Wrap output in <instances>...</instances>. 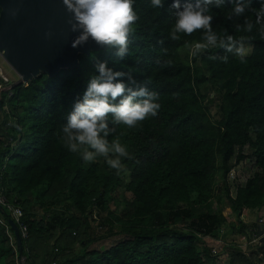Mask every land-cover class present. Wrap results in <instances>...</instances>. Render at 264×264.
<instances>
[{
	"label": "trees",
	"instance_id": "obj_1",
	"mask_svg": "<svg viewBox=\"0 0 264 264\" xmlns=\"http://www.w3.org/2000/svg\"><path fill=\"white\" fill-rule=\"evenodd\" d=\"M262 2L252 0L251 7ZM162 3L155 8L151 0H134L139 19L123 59L115 50L93 51L79 56L76 69L52 78L41 74L0 93V192L20 206L29 230L21 254L10 214L0 212V264H18V254L26 264H220L222 254L213 252L210 241H220L228 208L240 223L233 228L237 234L249 230L259 237L261 225L248 226L242 216L264 208V39L255 28L250 34L235 28L255 16L248 10L226 19L234 0L209 12L218 35L253 37L244 63L220 48L192 57L185 42H203V32L171 40L173 0ZM224 55L227 63L209 59ZM96 60L130 74L136 85L157 93L161 105L156 117L132 129L113 124L109 116L114 128L109 141L119 138L130 157L123 158L127 171L119 176L103 157L85 163L61 141L68 113L90 77L99 75ZM123 82L128 84L127 77ZM7 84L0 78V88ZM249 159L255 172L233 193L229 175ZM121 188L133 199L118 216L110 205ZM42 210L46 214L39 216ZM91 222L107 228L108 237L127 238L92 250L107 237L93 238ZM187 222L190 231L178 228ZM224 251L230 253L229 264H264V243L248 252L232 245Z\"/></svg>",
	"mask_w": 264,
	"mask_h": 264
},
{
	"label": "clouds",
	"instance_id": "obj_2",
	"mask_svg": "<svg viewBox=\"0 0 264 264\" xmlns=\"http://www.w3.org/2000/svg\"><path fill=\"white\" fill-rule=\"evenodd\" d=\"M224 2L196 0L194 4H181L180 0H173L170 8L175 10V23L170 30V39L179 41L182 35L191 36L194 32L202 31L203 42H185L190 56L196 57L208 48H220L244 63L253 37L241 35L236 38L227 31L218 35L212 28L213 16L209 15L211 6L220 8ZM62 3L70 17L67 21L70 31L79 33L71 44L72 48L83 46L91 39L100 47L115 50V55L120 59L128 54L129 37L139 19L133 7L134 0H62ZM251 4L252 0H234V7L226 19L240 18L251 10L255 16L254 22L246 18L243 24H235V28L247 34L255 28L260 38L264 39V2L258 9L252 8ZM151 5L164 7L162 0H151ZM17 11H10V15L15 18ZM0 12H3L2 8ZM46 36H51V33H46ZM6 52V49L0 50V55H6ZM217 58L228 62L227 55L209 57L213 60ZM94 69L99 75L90 77L82 98L74 103L72 111L68 113L67 122L62 127L61 141L69 151L79 153L85 163L103 157L119 176L127 171L122 163L123 158L130 157L119 138L109 141L108 137L114 131L109 127V116L113 118V124L135 128L144 120L157 116L161 107L159 96L146 86L136 85L130 74L109 68L107 61L96 60ZM124 77H127L128 84L123 82ZM15 127L22 131L19 125Z\"/></svg>",
	"mask_w": 264,
	"mask_h": 264
},
{
	"label": "water",
	"instance_id": "obj_3",
	"mask_svg": "<svg viewBox=\"0 0 264 264\" xmlns=\"http://www.w3.org/2000/svg\"><path fill=\"white\" fill-rule=\"evenodd\" d=\"M0 50H7L4 59L22 78L20 84L45 74L55 77L63 69L79 67V56L106 50L91 39L87 44L72 48L79 33H72L70 18L62 0H0ZM18 10L13 18L10 11ZM51 33V36H46ZM0 212L6 215L0 206ZM20 253L23 241L19 229L9 219ZM260 243H264V225L258 229Z\"/></svg>",
	"mask_w": 264,
	"mask_h": 264
},
{
	"label": "rangeland",
	"instance_id": "obj_4",
	"mask_svg": "<svg viewBox=\"0 0 264 264\" xmlns=\"http://www.w3.org/2000/svg\"><path fill=\"white\" fill-rule=\"evenodd\" d=\"M252 48L251 46L248 49L247 55L250 54ZM246 55V56H247ZM0 74L6 77L9 81L7 85H4L3 89H11L13 86L20 84L23 80L21 76L17 74V72L11 67V65L4 59L3 55H0ZM10 83V84H9ZM1 90V89H0ZM5 90V91H6ZM214 96V95H212ZM218 103V97L215 98V104ZM215 104L212 106V114L217 113V109L215 107ZM250 150L247 148L245 150V153H249ZM254 161L249 159L243 164H241L236 170L235 175L231 178L230 183L232 186V192L234 193L237 186H244L246 181L252 177L254 174ZM235 178V179H234ZM232 181V182H231ZM220 184L222 185V182L220 181ZM118 197L114 202L111 203L110 208L112 211H114L115 214L119 216L120 211L123 209L125 205V201H131L133 199V196L131 193H128L125 191L124 188L119 189L118 191ZM214 211H217L216 204L214 205ZM46 214V210H42L39 214V216H43ZM223 223L220 227V233L218 234V240L220 241H210L211 246L214 248H217L218 254H222L219 258L220 264H229V257L230 253L224 251V247L226 245H232L235 247H238L242 250L251 251L255 250L256 246H259L260 241L257 242L255 239H257L256 234L253 231L247 230L244 235H239L233 228H236V230L241 227L239 221L237 220L236 216L232 214L231 209H226L223 213ZM242 221L244 224H247L248 226L259 224L264 225V208L261 210H248L244 211V214L242 216ZM92 224V230L91 234L93 238L100 237L105 238L101 242L95 243L92 245V250H101L108 249L115 244H117L119 241L124 240L127 238L126 235H118L113 237H108V229H100V226H98L97 222H91ZM117 229L115 231L119 232V227H116ZM178 228L184 230V231H190V224L182 223L178 225ZM254 229V228H251ZM222 241V242H221ZM251 248V249H250Z\"/></svg>",
	"mask_w": 264,
	"mask_h": 264
},
{
	"label": "built area",
	"instance_id": "obj_5",
	"mask_svg": "<svg viewBox=\"0 0 264 264\" xmlns=\"http://www.w3.org/2000/svg\"><path fill=\"white\" fill-rule=\"evenodd\" d=\"M0 78L4 80L5 83L10 82L6 77L0 74ZM0 93L2 91H5L6 89L0 88ZM10 90V89H7ZM235 175V170H233L230 175H229V180ZM235 179V178H234ZM0 206H2L5 211H7L10 214L11 219L14 221V223L17 225L20 236L22 240H27L29 238V230L28 226L23 222L24 219V212L18 205H14L10 203L7 198L0 192ZM260 241V237L255 239V241ZM214 253L218 254L217 248H214L213 250ZM18 257V264H26V260L24 257H22L20 254L17 255ZM260 258L263 259L264 262V255H260Z\"/></svg>",
	"mask_w": 264,
	"mask_h": 264
},
{
	"label": "flooded vegetation",
	"instance_id": "obj_6",
	"mask_svg": "<svg viewBox=\"0 0 264 264\" xmlns=\"http://www.w3.org/2000/svg\"><path fill=\"white\" fill-rule=\"evenodd\" d=\"M261 227V226H260ZM259 229V228H258Z\"/></svg>",
	"mask_w": 264,
	"mask_h": 264
},
{
	"label": "bare ground",
	"instance_id": "obj_7",
	"mask_svg": "<svg viewBox=\"0 0 264 264\" xmlns=\"http://www.w3.org/2000/svg\"><path fill=\"white\" fill-rule=\"evenodd\" d=\"M4 57V56H3Z\"/></svg>",
	"mask_w": 264,
	"mask_h": 264
}]
</instances>
